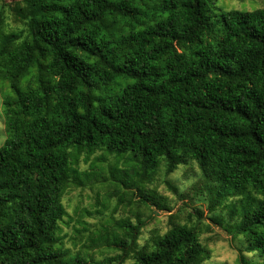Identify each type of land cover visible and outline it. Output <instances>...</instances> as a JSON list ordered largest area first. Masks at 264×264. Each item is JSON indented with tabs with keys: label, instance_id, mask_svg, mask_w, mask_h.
<instances>
[{
	"label": "trees",
	"instance_id": "1",
	"mask_svg": "<svg viewBox=\"0 0 264 264\" xmlns=\"http://www.w3.org/2000/svg\"><path fill=\"white\" fill-rule=\"evenodd\" d=\"M208 1L8 4L24 31L0 39V79L12 91L0 146V264H203L210 257L198 228L175 221L141 246L145 222L120 220L121 233L90 238L88 247L117 251L100 259L65 248L63 196L83 184L80 161L98 151L133 156L146 173L163 160L169 173L196 162L210 211L229 207L230 231L264 264V7L218 15ZM5 18L0 5V26Z\"/></svg>",
	"mask_w": 264,
	"mask_h": 264
},
{
	"label": "rangeland",
	"instance_id": "2",
	"mask_svg": "<svg viewBox=\"0 0 264 264\" xmlns=\"http://www.w3.org/2000/svg\"><path fill=\"white\" fill-rule=\"evenodd\" d=\"M13 1L1 0L6 18L0 26V39L5 34L18 35L24 31L23 22L16 20L9 9L8 4ZM214 2L216 7L211 9L218 15L222 10L264 7V0ZM208 3L213 7L211 0ZM26 80L23 78L21 83L25 89ZM9 96H12L9 82L0 79V146L8 137L5 100ZM135 161L133 156L118 158L104 151H98L88 159L83 157L79 176L84 182L70 186L62 200L66 210L61 232L65 248L72 253L80 252L100 259L117 251L105 245L88 247L90 238L106 229L121 233L117 225L120 220L131 219L137 223L141 219L145 222L138 240L141 246L149 241L154 231L164 234L175 221L196 226L200 231L202 243L210 249V257L203 264H259L263 261L258 254L247 250L244 236L230 231L229 223L234 220L229 207L224 204L216 213L210 211V189L196 162L180 164L169 173L163 160L156 170L146 173L138 169ZM86 173L90 174L88 179ZM139 182L141 186L136 184ZM139 186L146 196L139 191ZM237 198L227 199L226 204Z\"/></svg>",
	"mask_w": 264,
	"mask_h": 264
}]
</instances>
